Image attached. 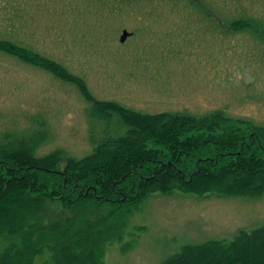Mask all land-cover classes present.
Wrapping results in <instances>:
<instances>
[{"label":"rangeland","instance_id":"1","mask_svg":"<svg viewBox=\"0 0 264 264\" xmlns=\"http://www.w3.org/2000/svg\"><path fill=\"white\" fill-rule=\"evenodd\" d=\"M0 39L58 61L96 100L150 114L221 110L264 124V0H0ZM89 106L75 84L0 52V135L45 124L39 153L81 157L93 148L91 125L95 142L103 134ZM263 225L264 195L155 193L129 217L137 244L125 252L110 244L104 264H161L184 245Z\"/></svg>","mask_w":264,"mask_h":264},{"label":"trees","instance_id":"2","mask_svg":"<svg viewBox=\"0 0 264 264\" xmlns=\"http://www.w3.org/2000/svg\"><path fill=\"white\" fill-rule=\"evenodd\" d=\"M9 9L12 21L17 11ZM0 52L75 84L90 103L89 121L104 126L95 142L91 125L93 148L81 157L62 148L39 153L45 124L0 135V264H104L110 244L122 252L137 244L129 217L155 193L264 195V124L221 110L140 112L96 100L61 63L16 41L0 39ZM161 264H264V225L184 245Z\"/></svg>","mask_w":264,"mask_h":264},{"label":"water","instance_id":"3","mask_svg":"<svg viewBox=\"0 0 264 264\" xmlns=\"http://www.w3.org/2000/svg\"><path fill=\"white\" fill-rule=\"evenodd\" d=\"M129 34L126 31H123V33L120 36V40L123 41Z\"/></svg>","mask_w":264,"mask_h":264},{"label":"flooded vegetation","instance_id":"4","mask_svg":"<svg viewBox=\"0 0 264 264\" xmlns=\"http://www.w3.org/2000/svg\"><path fill=\"white\" fill-rule=\"evenodd\" d=\"M147 11H148V10H146V11H145V10H133L132 12H133L134 15H135L136 13L138 14L139 12H147ZM152 12H155V11H152ZM123 29H124V28L121 29L122 32H123ZM125 30H126V29H125ZM128 34H129V33H128Z\"/></svg>","mask_w":264,"mask_h":264}]
</instances>
